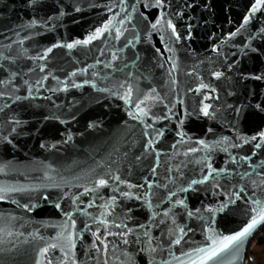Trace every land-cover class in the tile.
<instances>
[{"label":"water","instance_id":"obj_1","mask_svg":"<svg viewBox=\"0 0 264 264\" xmlns=\"http://www.w3.org/2000/svg\"><path fill=\"white\" fill-rule=\"evenodd\" d=\"M253 2L196 0L184 19L171 17L181 34L177 42L167 29L146 35L140 5L131 12L136 0L126 5L121 0H0V188L5 190L0 192V264H72L73 259L77 264H200L198 249L240 230L255 215L245 209L255 207L252 190H264V148L237 139L264 129V113L249 107L264 103V80L250 78L264 72V38L257 35L264 28V12L240 28ZM125 6L133 24L122 26ZM156 15L153 9L149 19ZM109 21L110 31L100 39L66 47ZM123 27L130 30L116 39V30ZM129 40L133 45L126 47ZM112 52L120 59L113 61ZM215 72L223 75L217 79ZM126 79L134 89L131 105L120 98ZM202 83L207 87L200 88ZM142 99L141 107L150 110L149 116H141L143 124L128 115ZM204 105H211L212 116L200 113ZM234 109H241L240 114ZM181 131L183 139L177 135ZM149 140L152 147L145 152ZM207 164L226 169L228 175L191 184L203 178ZM109 174L143 187L117 184ZM99 178L109 179V186L86 193ZM240 188L247 196L229 203ZM172 192L176 195L169 199ZM177 200L187 209L176 205ZM221 204L228 206L212 214L203 211ZM197 208L201 212L189 218L186 211ZM118 223L122 227H115ZM263 225L238 253L226 250L207 264H247L251 239ZM179 228L185 234L175 244ZM129 229V245L108 235ZM93 233L107 244L106 252ZM52 244L57 247L49 248ZM141 247L156 251L141 252ZM44 248H49L47 255L41 254Z\"/></svg>","mask_w":264,"mask_h":264},{"label":"snow or ice","instance_id":"obj_2","mask_svg":"<svg viewBox=\"0 0 264 264\" xmlns=\"http://www.w3.org/2000/svg\"><path fill=\"white\" fill-rule=\"evenodd\" d=\"M31 2L34 4L36 2V0H31ZM122 4L127 3V0H121ZM136 4L140 5V8L142 9V11H139V19L140 22L143 24L144 27V31L146 33L147 36H151L152 31H156V32H160L164 29L170 30V38H174L175 41H180L181 40V34L177 29V25L173 22V19L171 17H175L177 19H184L185 15H186V9L187 8H194L196 6V0H136V3L133 4L131 6V12L132 13H136L138 10L136 8ZM155 9L157 11V15L154 17V19H149L152 10ZM171 10V16H169V11ZM76 11H80L79 8L76 9ZM109 11H111V8H109ZM122 11H124L125 13H127V15L124 17V19L121 21L122 26L124 24H133V16L131 15V13H129L128 7L125 6L122 8ZM260 12H264V0H254V2L251 4L249 10H248V14L244 17V22L243 24L240 26V28H244L245 25L249 24L252 20V18ZM63 14V13H61ZM189 19H191L189 17ZM111 21H109L107 24H105L102 28H98L96 29L95 33L90 35L87 39L83 40V41H75L74 44H67L66 47L71 49L73 48L75 45H88L90 44L92 41L96 40V39H100L101 37H103L105 35V33H108L110 31V26H111ZM187 30L190 32L192 25L191 23H188L186 25ZM130 29H128L127 27H123V29H117L115 32V38L119 39L121 36L124 35L125 32L129 31ZM131 31L135 32L137 31V26L133 25ZM240 31V29H237V33ZM236 33H232L231 36H235ZM258 36L264 38V28H260L258 33ZM185 38H190V37H185ZM231 38V37H230ZM136 39H138V37H136ZM161 41L163 42L164 37L161 36L160 37ZM253 39H255V37H253ZM129 45H133V41L129 40L126 42V47ZM62 45H54V47H61ZM245 48L248 47V45L244 46ZM166 51H169L170 49L166 48ZM48 52H51L52 49H48ZM157 51L159 52V49H157ZM251 51L256 52L257 49L256 48H252ZM103 50H101V55H103ZM112 56V60L113 61H117L120 59V56L116 53V52H112L111 53ZM43 58V57H42ZM137 59H139V57H137ZM99 63V61H98ZM112 64L111 62L109 64H106L105 67H111ZM162 66V65H161ZM125 67H128L127 65H125ZM231 67V66H229ZM41 71H44V68L40 69ZM73 75H75V73H73ZM129 78H131V73L128 74ZM223 75V73L221 72H215L214 76L219 79L221 76ZM249 78V77H246ZM253 80H257V81H261L264 80V72H260L259 74H255L252 75L250 77ZM125 85H127L126 91L125 93L120 97L121 99L125 100V102L129 105H131L132 103V97H133V85L131 83L128 82V80L126 79L124 81V83L120 84L121 88H124ZM75 87H80L81 85H74ZM94 86V85H93ZM200 88H205L207 87V85H204L203 83L199 86ZM66 90V88H65ZM101 91H104L103 89H101ZM155 89H152V92H155ZM197 91H199V89H197ZM213 91H215L213 89ZM151 99H155L154 97H148ZM17 99H20V97H17ZM182 103V101H181ZM145 104V100H140L138 103L135 104V107L137 109L136 112H131L129 111L128 115L131 119H135V120H139L140 123H144V121L141 119V116H149V111L150 110H145V108H142L141 105ZM165 107H167V105H165ZM229 107H232L231 105H229ZM243 107V106H242ZM249 107H254L255 110L257 112L260 113H264V103H256L255 105H249ZM210 108L211 105H204L203 107L200 108V113L205 116V117H209L213 115V112H210ZM169 111H171V109H169ZM234 111L236 112L237 115L240 114L241 109H234ZM187 115V113H185ZM165 119L167 117H164ZM149 119H151V117H149ZM64 122V121H62ZM180 124H183V121H180ZM92 125H90L91 127ZM148 127H151V125H145V128L147 129ZM209 131H211V129H209ZM144 135L147 137L149 135V133L147 132V130L144 132ZM157 135L162 136L163 133L162 132H157ZM177 135H179L182 139L183 136L185 135L182 131L178 132ZM69 139H71V137H69ZM237 139H240L243 141V144H253V147L255 149H261L264 148V129L258 131L256 134L251 135L248 138H243V137H237ZM254 142V143H253ZM152 140H149L148 142H146L145 146H144V151L148 152L149 148L152 147ZM201 145H204L205 142L204 141H199L198 142ZM219 143V142H218ZM206 147L209 148V151H212L213 149L211 148V146L205 145ZM43 147V145H42ZM173 147H175V145H173ZM232 147H241L240 144H236L233 143ZM200 149H190V152H195V151H199ZM225 151H227V149H224ZM254 154V153H253ZM137 159H139V157H137ZM241 160L243 161H249L251 160L250 156H242L240 157ZM232 163H236V158L232 157ZM260 167L264 168V161H261L260 163ZM207 168L209 169L207 171V173L203 176L202 179L200 180H192L191 184H204L207 183L209 178L214 177V175L216 174H223L225 176L228 175L227 170L226 169H214L212 168L211 164H207ZM156 169L152 168V172L155 173ZM243 177V174H241V178ZM109 179H112L114 181L117 182V184H127V181H123L121 180L120 176L118 175H111L109 174ZM109 179H105V178H99L95 183H96V187L92 188V189H85V192H92V191H96L99 188H106L109 186ZM255 183V182H253ZM127 186L129 188H134V187H143V185H135V184H127ZM149 188L152 187L151 184L148 185ZM220 185L217 183L213 186L214 190H213V195L216 194L215 189L219 188ZM257 187H259V185H257ZM119 189L116 188L114 189V191H118ZM5 191L4 189L0 188V192ZM181 191H188L187 188H182ZM121 195L123 196H128L129 193L127 192H123L121 193ZM176 193L172 192L170 194L169 199H171V196H175ZM247 194L245 193V189L244 188H240L239 191H235L232 193L231 196L228 197V201L231 204H235L236 201L240 200L243 197H246ZM4 197L2 195H0V200H2ZM137 199H139V197H137ZM112 202L114 203L116 201V196L113 195L111 197ZM251 204L255 205V207H251L250 209H245V212H254L255 215H252L250 220L248 222H246V224L238 231L234 232L233 234L230 235H225L222 236L219 240H213L212 241V246L209 247L208 249L205 248H200L198 249V251L200 253L203 254V258L200 260V264H207L208 261H213L215 259H217L221 253H223L226 250H233L236 253L239 252V248L241 246V244L244 243V241L250 236V234L261 224H264V190H262V194H258L256 192L255 189L252 190L251 193ZM176 205L182 206L185 209H187V205L185 204V202L183 200H177L176 201ZM93 204L92 202L89 203V207H92ZM227 204H221V206L219 208H212V207H206L203 209L204 212L212 214L215 212H219V211H223V209L225 207H227ZM57 208L60 207L59 204L56 205ZM171 211V209L169 210ZM201 212L200 208L195 209V213L193 211H186V214L189 218L193 217L194 214H199ZM109 215H111V213H109ZM165 216L169 215V212H165L164 213ZM69 219H71V215L69 214ZM199 219L203 220L204 217L202 215L199 216ZM163 222V221H161ZM173 224H175V219H173ZM101 224H106V221L101 220L100 221ZM75 224V222L73 221V225ZM85 227H89L88 225H85ZM115 227L120 228L122 227L121 224H115ZM123 227L127 228V225H123ZM179 238L175 239L174 241H172L175 244H180L181 239H183V236L185 234V229L184 228H179ZM93 235L95 236L97 241H100L101 244L104 245V250L105 252L107 251V244L104 243V240L101 239V236L97 233H93ZM108 235H117L122 237V243L124 245H129V240L127 239L128 235H132V230L129 229L127 232H120V233H111L109 232ZM146 235V233H145ZM139 237L136 238L137 241H139ZM211 239V238H209ZM69 243L71 244L72 247H74V243L71 241V237H69ZM150 243V242H149ZM93 247H96V244L93 243L92 245ZM57 247L56 244H52L49 246V248L51 249H55ZM49 248H44L41 252L42 255H47ZM99 250V249H97ZM69 251H71V248L69 249ZM141 252H148V253H152L155 252L156 249L155 248H151V247H141L140 248ZM67 255V254H66ZM74 256V254H73ZM48 264H52V261L49 260ZM61 264H66V261H62ZM72 264H77L76 260L73 259L72 260ZM105 264H107V261H105ZM149 264H151V261H149ZM193 264H195V262H193Z\"/></svg>","mask_w":264,"mask_h":264},{"label":"rangeland","instance_id":"obj_3","mask_svg":"<svg viewBox=\"0 0 264 264\" xmlns=\"http://www.w3.org/2000/svg\"><path fill=\"white\" fill-rule=\"evenodd\" d=\"M250 248L254 251V254L251 253V255L247 256V264H251L249 260H252L253 264H264V244L259 245L256 241H253Z\"/></svg>","mask_w":264,"mask_h":264},{"label":"trees","instance_id":"obj_4","mask_svg":"<svg viewBox=\"0 0 264 264\" xmlns=\"http://www.w3.org/2000/svg\"><path fill=\"white\" fill-rule=\"evenodd\" d=\"M255 236H256V243L259 245H263L264 244V231L263 233H260V231H258ZM251 253L254 254V251H252L251 248L250 249L248 248L246 256L251 255Z\"/></svg>","mask_w":264,"mask_h":264},{"label":"built area","instance_id":"obj_5","mask_svg":"<svg viewBox=\"0 0 264 264\" xmlns=\"http://www.w3.org/2000/svg\"><path fill=\"white\" fill-rule=\"evenodd\" d=\"M258 231H260V233H263V231H264V225L258 230ZM257 231V232H258ZM256 232V233H257ZM256 233L253 235V237H252V239H251V242H250V244H249V247L248 248H250V245H251V243L253 242V241H256ZM248 250V249H247Z\"/></svg>","mask_w":264,"mask_h":264},{"label":"flooded vegetation","instance_id":"obj_6","mask_svg":"<svg viewBox=\"0 0 264 264\" xmlns=\"http://www.w3.org/2000/svg\"><path fill=\"white\" fill-rule=\"evenodd\" d=\"M251 261H252V260H249V262H250L251 264H253Z\"/></svg>","mask_w":264,"mask_h":264}]
</instances>
